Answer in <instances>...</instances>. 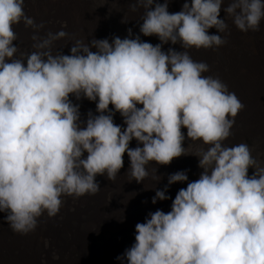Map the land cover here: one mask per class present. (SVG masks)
<instances>
[{
	"label": "clouds",
	"instance_id": "9594fccd",
	"mask_svg": "<svg viewBox=\"0 0 264 264\" xmlns=\"http://www.w3.org/2000/svg\"><path fill=\"white\" fill-rule=\"evenodd\" d=\"M223 3L184 0L179 11L169 12L168 0H134L132 12L145 10L139 33L155 35L159 43L141 40L129 28L124 38L77 39L69 54L53 53L52 42L67 35L60 30L43 39L34 34L35 51L17 59L14 26L39 30L43 23L26 14L25 0H0V212L14 233L34 231L45 213L56 216L63 196L96 194V177L115 180L125 153L129 181H145L151 162L167 165L189 155L188 138L207 145L195 155L199 177L190 181L187 169L169 174L167 184L155 189L153 204L170 199V185L186 187L176 192L169 211H149L136 223L134 242L115 259L264 264V166L248 144L224 143L245 105L218 76L205 75L209 65L188 51L226 43L208 31L226 32ZM223 11L240 32L259 31L264 0H229ZM168 42L183 51L163 50ZM70 96L94 101L97 114L89 110L82 120L80 104ZM117 112L122 125L114 122ZM133 139L137 146L130 147Z\"/></svg>",
	"mask_w": 264,
	"mask_h": 264
},
{
	"label": "bare ground",
	"instance_id": "6f19581e",
	"mask_svg": "<svg viewBox=\"0 0 264 264\" xmlns=\"http://www.w3.org/2000/svg\"><path fill=\"white\" fill-rule=\"evenodd\" d=\"M62 2L60 5L58 0H30V2L27 1V4L25 2L29 8L27 12L31 14L30 17L37 24H50L54 21V24H51L55 27L56 21L59 20L62 24L68 25L65 16L71 14L70 17L77 20L78 25L81 27V29H77L75 32L85 34L84 39L83 35H79L78 38H68L67 34L65 37L53 41L50 45V47L54 45L51 48L53 53L62 51L64 54H69L70 47L79 38L83 39L82 41L86 43L94 38H106L105 32L100 28L102 21H105L104 24H107L110 29L116 27L123 29L127 35L129 28L133 29L132 32L136 30L133 33L134 35H140L141 40L150 42L153 45L160 42L155 35L144 36L139 33V24L142 22L141 18L145 10L143 8L139 12L129 10V4L134 3V0H124L123 2L121 0H62ZM158 2L163 3L164 0H158ZM183 3L184 0H168V11H179ZM228 3L229 0H224L221 8L222 11ZM131 13H133V16H135V13L141 16L135 18L132 17ZM122 18H124L126 23L122 22ZM134 18L137 23L133 24ZM84 23L88 25L85 26ZM227 23L228 28L225 33H218L214 27L208 30L209 34H220L226 38L224 45L215 48L219 51L214 58L216 59L215 63L207 62V58L194 56L195 52L197 53V49L192 48L188 51L194 60L204 61L209 65V72L205 75L218 76L245 105L244 110L235 118L236 122L231 136L224 143L228 146L239 143L248 144L257 164L264 166V43L258 44V39L264 38V20L261 21L259 31H249L247 33L240 32L232 24L229 17ZM22 24L14 26L17 40L13 43L18 46V51L15 54V58L17 59H24L27 54L35 51L32 47L34 43L32 36L34 34L39 39H43L49 33L41 32L40 30L35 32L33 30L30 31L29 27L22 28ZM53 26L47 27L51 29V33L55 34L60 31L57 30V27L54 29ZM65 32L69 33L68 31ZM113 33L115 34L114 31ZM114 34H112L111 29V35L113 36ZM123 37L125 36L123 35ZM230 42H236L235 44L245 46L249 52L244 53L242 49L240 50V46H236L234 49ZM162 47L165 51L169 47L177 51H183L179 43L173 45L168 42ZM222 49L227 52L226 56L223 54ZM91 50L95 51L94 48ZM200 55L208 56L209 54L203 52ZM70 98L74 103L80 104L82 120L83 117L85 118L84 120L87 118V113H84L82 110L84 104L88 105L89 103L90 106L87 110L94 111L93 114H97L95 111L96 104L91 105L88 99L81 98L77 101L75 97L70 96ZM120 118L122 117L120 116ZM121 122L123 123V120ZM182 131L186 134V129H182ZM129 146H137V141L133 139ZM184 146L189 155L173 158L171 163L167 165L157 164L154 161L151 162L147 166L150 173L149 177L140 183H137L135 179L129 181V191L124 189L125 181L121 178L122 171V174L129 178L127 171L124 169L125 167L127 169L129 165V160L125 153L124 167L121 168L115 178L117 186H110L115 180H112L109 186L101 182L99 183L100 191L94 195L86 194L79 198L63 196V203L59 213L51 218L46 213L43 214L38 218L37 228L30 232L27 238L24 237L25 235L14 233L3 219L6 214L0 212V264H20L18 262L20 257L23 258L20 261L22 264H26L24 260L29 259L32 264H42V262L43 264H120V261L115 258L134 242L136 222L132 224L131 219V221H127L126 219L121 221L119 218L120 214L116 212L117 208H114L115 211L110 212L113 209L112 205L116 206L118 203L134 201L135 205L139 208L135 207L128 215L132 216L131 214H135V217L139 218V222L144 221L149 211H155L156 209H161L165 212L169 211L176 192L180 188L186 187L187 182H177L170 185L168 188L170 199L164 201L158 200L153 204L151 198L155 195V189H162L167 184L168 175L178 170H189L187 174L190 181L197 179L202 171L198 167V157L195 155L205 150L207 145L199 141L193 142L186 138ZM154 168H156V175L161 177L160 181L162 183H156L159 181L152 179V176L155 174L153 172ZM253 171L254 169L249 168V175ZM136 187L141 192L140 197L136 195L137 192L133 194ZM125 198H128L126 202ZM102 205L104 207L103 210L101 208ZM102 211H106L105 214ZM40 235L47 239V247L43 241H40L38 244L36 237ZM31 250L33 251L32 254L30 253ZM56 257H59V259H56Z\"/></svg>",
	"mask_w": 264,
	"mask_h": 264
},
{
	"label": "rangeland",
	"instance_id": "374dc122",
	"mask_svg": "<svg viewBox=\"0 0 264 264\" xmlns=\"http://www.w3.org/2000/svg\"><path fill=\"white\" fill-rule=\"evenodd\" d=\"M27 1L28 2H30V0H25V2H26V4H27ZM57 1V0H56ZM122 2L124 1V0H121ZM58 2H59V5L60 4H62L63 2H62V0H58ZM25 4V7H24V10H25V12H26V14L28 15V16H31V14L29 13V12H27V11H29L28 9V6ZM61 9V8H60ZM129 10H130V8H129ZM139 10H141V8H138L137 9V11L136 12H139ZM221 11H222V9H221ZM169 12H171V10H169ZM224 12L222 11V14H221V12H220V18L222 17V18H225L226 19V21H228V17H226L225 16V14H223ZM137 14V15H136ZM70 15L71 14H69V15H66L65 17L67 18V24L68 25H66V24H62L61 23V21H56V26L54 27L53 26V24H54V21H52L51 23H53V24H44L43 25V27L42 28H40L39 30L41 31V32H46V33H48V32H50V28H47V27H51V26H53L54 27V29H56V27H57V30H61V28H64V29H66L65 31H68L69 33H67L68 34V38L69 37H77L78 38V36L79 35H83V39H84V37H85V34H81V33H76L75 32V30H77V29H81V27L78 25V23H77V20H74V19H72V17H70ZM131 15H132V17H135V18H138L139 16H141V15H139L138 13H135L134 15L135 16H133V13H131ZM224 15V16H223ZM69 16V17H68ZM134 18V22H133V24L134 23H137L136 22V19ZM85 19H87V18H85ZM132 19V18H131ZM36 23V22H35ZM58 23V24H57ZM105 23V21H102L101 23H100V28H101V30H103L104 32H105V36H106V38H107V36H108V39H109V41L111 42V38L115 35V36H119V37H121V38H124L123 37V35L124 36H127V34L125 33V31L123 30V29H121V28H118V27H116V28H111L112 29V34H114L113 33V31L115 32V34L112 36L111 35V29L108 27V25L107 24H104ZM37 24V23H36ZM39 24V23H38ZM41 24V23H40ZM90 24V23H89ZM84 25L85 26H87L88 24L87 23H84ZM132 25V24H131ZM67 26V27H66ZM69 26V27H68ZM78 26V27H77ZM111 26V25H110ZM91 27V26H90ZM112 27V26H111ZM133 27V26H132ZM22 28H26L25 26H24V24H22ZM107 28V29H106ZM29 29H30V31H32L33 30V32H35V31H37L36 29H33V28H31V27H29ZM64 29H62V30H64ZM118 29V30H117ZM133 30V29H132ZM76 33V35H75V33ZM136 32V30H134L132 33H135ZM74 33V34H73ZM109 33V34H108ZM121 33V34H120ZM87 34V33H86ZM123 34V35H122ZM111 37V38H110ZM82 39V40H83ZM79 40H81V38H79ZM264 38H260V39H258V44L260 45V43H264ZM169 43H171V42H169ZM231 43V45L233 46V48L235 49V47L237 46V47H239L240 48V50L242 49L243 51H244V53H247V52H249L248 51V49L245 47V46H241V45H239V44H235L236 42H230ZM233 43H234V45H233ZM54 45H52V47H53ZM51 47V48H52ZM193 49H195V48H193ZM202 49V48H201ZM201 49H197V53L199 54H202L203 52H207L209 55L208 56H202V55H198L196 52H195V55L194 56H196V57H200V58H207L208 60H207V62H212V63H215V60L216 59H214L215 57H216V54H218L219 53V51L217 50V49H214V50H211V49H202L203 50V52H202V50ZM199 51V52H198ZM213 52H214V54H213ZM216 52V53H215ZM222 52H223V54L226 56L227 55V52L225 51V50H223L222 49ZM221 52V53H222ZM192 54V53H191ZM213 54V55H212ZM247 55V54H246ZM211 56H212V59H211ZM214 56V57H213ZM212 60V61H211ZM242 92V91H241ZM244 99V98H243ZM90 103H91V105H95V102L93 101H90ZM89 106H90V104L88 103V105L86 104H84V106L82 107V110H83V112L84 113H88V111L89 110H87L88 108H89ZM110 108L112 107V106H109ZM85 109V110H84ZM81 112V111H80ZM94 112V111H93ZM83 113V114H84ZM81 114H82V112H81ZM119 115V116H118ZM117 116V117H116ZM119 118V119H118ZM85 118L83 117V120H84ZM120 120V121H119ZM121 120H122V118H120V114L117 112V114H115V116H114V122L116 123V124H123L122 122H121ZM263 128H264V126H263ZM125 170H127L126 169V167L124 168ZM122 173H123V171H122ZM121 173V178L123 179V181H125L124 182V189H127V191H129V178H127V176H125V175H123ZM104 176V177H103ZM106 177V175H98L97 177H96V179H98L97 181L99 182V183H101V182H103V184L104 185H106V184H108V185H106V186H109L110 184H111V182H112V180H109V179H107V177ZM109 181V182H108ZM115 182H116V184H115ZM126 183V184H125ZM156 183H162L160 180H159V182H156ZM113 185V186H112ZM114 185L115 186H117L118 184H117V180L115 179V181L110 185V186H112V187H114ZM136 190H138V187H136L135 188ZM136 190H134L133 191V194L135 193V192H137L136 193V195L138 196V197H140L141 196V192L138 190V191H136ZM169 190V189H168ZM121 191V190H120ZM123 191V190H122ZM143 192V191H142ZM118 194V193H117ZM140 195V196H139ZM128 200V198L126 199L125 198V202ZM68 201V200H67ZM131 202V203H130ZM129 203H118L116 206H114V205H112V207H113V209L115 208H117V210H116V212H118L119 214H120V216L121 215H123V217H124V219H126L127 221H131L132 222V224H134V222H139V218L138 217H135V214H131L132 216H129L128 214H129V212H132V210H134L135 209V207L138 209L139 207L137 206V205H135V202L134 201H130ZM134 204V206H133V204ZM124 206H123V205ZM132 204V205H131ZM129 205H131V206H129ZM122 207V208H121ZM102 210H103V205H102ZM111 210L110 212H113V211H115V209L114 210ZM103 212V214H105V212L106 211H102ZM134 215V216H133ZM129 218V219H128ZM59 219H60V215H59ZM131 219V220H130ZM137 220V221H136ZM126 222V221H125ZM130 222V223H131ZM29 234V233H28ZM28 234H26L24 237H26L27 238V236H28ZM62 236V235H61ZM36 239H37V241H38V244L40 243V241H43L44 243H45V241H47V239L46 238H44L43 236H38V237H36ZM59 239V238H58ZM60 241V240H59ZM25 246H26V244H25ZM29 248H31V247H29ZM30 253L32 254L33 253V251L31 250L30 251ZM23 258H19L18 259V262L20 263V264H22L20 261L22 260ZM25 261V263L26 264H32L31 262H30V259L29 260H24Z\"/></svg>",
	"mask_w": 264,
	"mask_h": 264
}]
</instances>
